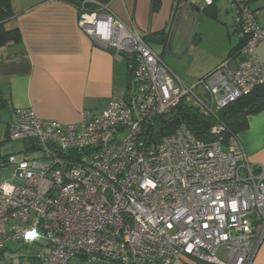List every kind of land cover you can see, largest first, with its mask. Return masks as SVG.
<instances>
[{
  "label": "built area",
  "instance_id": "built-area-1",
  "mask_svg": "<svg viewBox=\"0 0 264 264\" xmlns=\"http://www.w3.org/2000/svg\"><path fill=\"white\" fill-rule=\"evenodd\" d=\"M81 1L97 6L92 17L82 14V29L128 59L133 90L83 111L80 123L43 119L33 107L14 111L7 137L26 145L5 161L16 169L0 184V264H252L264 240V166L236 135L225 137L219 111L264 85L257 0H230L243 44L194 83L108 3ZM193 1L177 0L168 44ZM181 104L216 120L214 139L199 138L184 119L154 138Z\"/></svg>",
  "mask_w": 264,
  "mask_h": 264
},
{
  "label": "crops",
  "instance_id": "crops-1",
  "mask_svg": "<svg viewBox=\"0 0 264 264\" xmlns=\"http://www.w3.org/2000/svg\"><path fill=\"white\" fill-rule=\"evenodd\" d=\"M193 4L200 7L203 3L194 0ZM12 5L15 14L8 24L20 28L22 41L0 47V89L6 99L0 108V140L7 138L17 108L33 107L47 120L80 123L83 111H100L113 98L132 92L128 59L116 58L112 50L85 33L74 0H12ZM108 5L149 39L170 30L177 0H108ZM252 7L264 27V0L254 1ZM234 24L235 16L231 31L238 35V42L225 59L241 43ZM257 52L264 57V43ZM237 139L251 162L264 166V108L249 115L248 126L238 132ZM252 264H264V240Z\"/></svg>",
  "mask_w": 264,
  "mask_h": 264
},
{
  "label": "rangeland",
  "instance_id": "rangeland-1",
  "mask_svg": "<svg viewBox=\"0 0 264 264\" xmlns=\"http://www.w3.org/2000/svg\"><path fill=\"white\" fill-rule=\"evenodd\" d=\"M204 7L205 4H202L197 10L185 9L179 14L172 28L169 46L167 39L170 30L148 39L151 46L163 54L165 62L189 83H194L219 66L230 48L238 42V35H233L231 31L236 15V8L231 1L219 0L215 15ZM24 145L22 141L8 140L1 144L0 153L19 152L24 149ZM15 169V164L0 166V184L12 181ZM217 254L222 259H228L224 247L219 248Z\"/></svg>",
  "mask_w": 264,
  "mask_h": 264
},
{
  "label": "trees",
  "instance_id": "trees-1",
  "mask_svg": "<svg viewBox=\"0 0 264 264\" xmlns=\"http://www.w3.org/2000/svg\"><path fill=\"white\" fill-rule=\"evenodd\" d=\"M78 8L80 9V14L89 13L97 9V6L93 3H86L84 8L81 5L80 0H74ZM105 3H108V0H103ZM177 8V7H176ZM176 8L174 14L176 12ZM192 9L197 10L199 6L194 4L191 6ZM205 10H208L212 14L216 13L215 9L216 0H213V3L205 5ZM15 12L12 5V0H0V47L7 44H19L22 41V33L19 27H8V22L12 19ZM165 31L157 32L156 35H162ZM148 41V37H144ZM171 41L169 42V44ZM168 44V43H167ZM243 44V39L241 43L233 48L230 53V56L237 52L240 46ZM229 56V57H230ZM132 80V78H131ZM6 99L0 89V108L5 106ZM264 108V85L257 87L251 93L242 96L238 100L230 103L228 106L224 107L219 111V116L225 122L227 126V131L225 137H229L231 134L237 136L238 132L245 129L248 126V117L251 114H255ZM181 116L184 119V122L189 126V128L201 139L212 140L214 136L210 132L211 126L216 122L213 117L206 116L203 114L199 108L192 105H179L176 110L172 111L169 114L168 118H162L155 130L154 138L160 139L163 136L171 133L176 125L167 126L169 119ZM9 138L0 140V146L5 141H8ZM9 154L0 153V166L6 165L5 161ZM198 264H206L199 262Z\"/></svg>",
  "mask_w": 264,
  "mask_h": 264
},
{
  "label": "water",
  "instance_id": "water-1",
  "mask_svg": "<svg viewBox=\"0 0 264 264\" xmlns=\"http://www.w3.org/2000/svg\"><path fill=\"white\" fill-rule=\"evenodd\" d=\"M182 120H183V117H181V116L175 117L174 119H171L167 122V126L170 127V126L176 125V124L180 123ZM150 126H151V124H148V127H150Z\"/></svg>",
  "mask_w": 264,
  "mask_h": 264
}]
</instances>
